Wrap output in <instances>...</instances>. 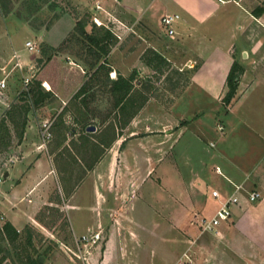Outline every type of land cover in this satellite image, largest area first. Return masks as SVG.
<instances>
[{
    "label": "crops",
    "instance_id": "0c3cea01",
    "mask_svg": "<svg viewBox=\"0 0 264 264\" xmlns=\"http://www.w3.org/2000/svg\"><path fill=\"white\" fill-rule=\"evenodd\" d=\"M164 1L168 7L172 6L176 11L170 12L169 8H165L161 17L166 13H178L181 16L174 35L155 27L147 16L146 7L139 0L133 7L129 6L134 14L129 13V18L120 17V20L122 25L132 21L136 24L140 23L144 29L151 25L174 37L176 39L174 49L184 51L187 54L185 60L177 61V56L173 59L174 54L170 58L165 57L157 47L153 46V49L167 60L173 59L174 65L180 71L186 69L187 84L171 103L164 106L153 98L143 99L142 90L138 88L137 83H141V80L137 73L141 75L144 66L154 68L150 62L144 65L141 61L140 65L135 66L137 70L132 71L127 58V62L118 67L119 70L103 68L97 71V68L94 70L95 74L89 73L71 98L76 112L83 116L77 119L81 124H86L88 131L86 135L95 132L87 129L89 120L87 109L90 107L88 98L89 95L93 96L95 89H102V95L109 93V95L105 94L106 99H113L114 108L109 106L106 113L109 114L112 110L117 113L118 124L116 120L113 122L103 117L104 128H101L103 132L98 136L99 139L86 144L89 148L92 146L86 161L89 167L86 170L88 173L78 181H73L71 171L74 165L67 168L70 172L67 175L60 177L58 171L62 173L63 162L71 164L76 158L79 159L77 161L82 162L76 154H70L71 157L66 159L57 155L63 145L67 144V139L64 141V133H61L67 126L62 124L59 130L63 139L54 138L57 139L54 151L46 152L42 148L45 144L38 116L42 111L45 113L48 109H55L54 102L45 103V101L54 95L58 96V93L50 87L51 83L43 80L42 83L46 87L44 90H50L51 94L33 105V107L40 105L37 111L41 112L37 117L28 113L29 119L23 136L20 139L14 135L18 138L17 144L14 146L12 141L13 143L8 147L13 149L10 164L0 171V175L8 171V176L0 181V217L2 218L0 229L6 221H10L19 233L29 224H41L40 212L43 205L53 204L51 192L55 185L61 197L68 199L66 212L71 225V211L82 207L92 213L91 231L102 234L101 240L93 246V251L100 249L106 235L109 236L105 258L112 256L108 255V252H111L110 247L114 240L117 241L115 253L120 249L118 242H123L121 237H124L123 228H126L124 222L125 220L133 222L132 217H134L132 215L128 217L125 212L129 211V203L132 207L137 199L152 212L154 223L159 226L173 224L171 221H175L179 225L186 226L191 223L199 227L198 218L201 215H212L219 206V200L213 203L216 198L212 196L210 199L199 188V181L206 176L205 159L202 157L193 159L190 156L180 159L177 156L180 151L179 144L188 128L193 124L202 125L201 116L205 114L208 104L213 105L214 110L220 107V102L228 91L227 76L233 63L237 62L245 68L240 77L238 95L243 91L244 86L247 89L240 108L230 113L233 116L229 126L232 133L223 136L224 147L215 154L221 161L217 166L220 167V174L226 181L225 187L217 190L222 197H225L235 191V185L247 184L252 189H258L262 197L256 202H250L245 186L246 190L237 192L240 202L234 206L231 217L221 223L219 234L201 232L198 239L200 243L213 240L211 247L215 259L212 264H241L242 261L245 262L243 264H264V126L259 128L242 120L236 124L238 112L253 115L256 113L249 104V100L252 99L250 90L254 83H258L256 77L260 76L262 79L259 81L264 82L262 75L264 74V12L259 16L252 13L257 6L264 5V0H240L239 3H222L218 0ZM232 3L234 5H230ZM242 17L246 19L245 23L240 21L239 18ZM236 30H239L241 37H237ZM127 31L128 28H123L121 36L119 35L121 40L125 38ZM142 34L141 31H136L134 38L136 40L143 38ZM237 38H241L244 42L239 49ZM1 39L0 37V41ZM48 41L50 45H57ZM136 45L132 47L124 44L126 54L124 56H130L132 49L136 51L141 43L137 42ZM101 63H104V60ZM8 76L6 88L0 87V118L15 98V93L7 90L10 83ZM117 79H120L121 83L128 81L132 84L125 97L123 90L112 89ZM84 84L85 90L80 92ZM100 85L102 87H99ZM106 85L110 88L109 92L105 91ZM118 98L121 99L119 105L116 103ZM61 109L60 107L59 112ZM192 111H196L194 116L190 114ZM103 113L105 114L104 111ZM148 131L158 133L142 136ZM200 134L199 130L198 135ZM196 142L195 140L191 142L194 143L195 149H197ZM99 146L105 147V151L100 153ZM166 160L169 162V168H164L163 162ZM179 163H183L182 166L186 168L183 174L186 188L182 191L170 188L164 182L166 169L177 171L179 174L182 167H179ZM161 169H164L163 172H160ZM88 181L94 201L88 206H82L75 199L81 185ZM107 227H110L109 233ZM141 227L146 228L145 225ZM73 232L75 239L78 235L74 229ZM204 233H209L208 237H205ZM191 248L192 246L188 247L186 252L191 254Z\"/></svg>",
    "mask_w": 264,
    "mask_h": 264
},
{
    "label": "rangeland",
    "instance_id": "374dc122",
    "mask_svg": "<svg viewBox=\"0 0 264 264\" xmlns=\"http://www.w3.org/2000/svg\"><path fill=\"white\" fill-rule=\"evenodd\" d=\"M151 1L139 0L146 7L147 16L152 20L154 26L165 30L161 22L162 10L165 8H169L170 12L176 10L172 6L168 7L164 0H153L155 3L153 5ZM136 2L138 0H0V37L2 38L0 41V78L5 73L9 74L8 81L10 83L7 90L15 93V98L7 110L13 105L22 103L20 98H22L23 90H27L30 86H36V82L48 80L51 83L50 87H52L54 92L58 93V96L54 95V97L47 99L45 103L54 102L53 106L55 109H48L45 113L42 111V114L38 116L37 114L41 112L37 111L40 107L39 105L32 107L28 113L31 116L39 117L40 129L44 121L50 120L53 122L51 138L46 142L43 139L45 145L42 148L46 152L54 151L56 140L63 139L60 137L59 132L62 124L67 126L65 127L66 131H61V133H64V141L67 139L66 143L68 145H63L57 155L66 159L71 157L70 154H76L82 162L77 161L79 160L77 158L76 160L73 159L71 164L63 162L62 173L58 170L60 177L70 173L67 168L73 165L74 168L71 171V174L73 173V181H78L79 178L87 174L86 170L89 167H87L86 161H88L87 157L90 156L89 151H91L90 148L92 146L89 148L86 144L99 139L98 136L103 132H101V128H104L103 117H106V120L109 121L113 120V122L116 120L118 124L117 113H114L113 110L109 114L106 113L109 110V106L112 109L114 108L113 99H106L105 94L107 92L102 95V89H95L93 96L89 95L91 98H88L90 107L87 109V113H89L87 123L88 126H96L97 130L95 129L94 133L86 135V132H88L86 124H81L77 119L83 116L78 115L71 99L80 83L85 80L89 73L95 74L94 70L98 68L103 60L108 63L105 65L106 70H119L118 67L126 63L127 58L132 71L137 70L135 66L140 65L141 61L144 65L149 62L151 65L153 64L154 66H152L155 69L144 66L141 75L137 73L138 78L141 80V83H137L139 85L138 88L142 90L143 99L146 97L149 99L153 98L164 106L171 103L174 97L182 90V87L187 84L185 82L188 75L186 74V69L180 71L174 65L175 61H172L175 56H177V61L187 58V54L184 51L174 49L176 42L174 37L166 35L160 29H155L151 25L146 29L140 23L136 24L133 21L122 25L120 17L129 18V13L134 14V11L130 10L129 6L133 7ZM230 5H234V3ZM82 17L89 20L86 26L88 32L92 31V25L95 23L97 26H104L110 29L117 37L111 47V51L104 58L101 55V58L97 60V52H90L89 44L83 41L80 35H76L78 31L74 33L76 22ZM95 17L98 18L100 24L97 23ZM239 19L244 23L246 21L243 17ZM123 28H128V33L121 40L119 35L121 36ZM136 31H141L143 38L136 40L134 38ZM238 32L239 30H236L237 37H241ZM27 40L34 41L39 50L28 49L25 45ZM48 40L57 45H50ZM137 42H140L141 46L136 51L132 49L130 56H124L126 55L124 44L134 47L137 46ZM242 43H244L242 39L237 38L238 49L242 46ZM153 46L157 47L165 57L170 58L174 54L173 59L169 61L164 56L162 57L153 49ZM15 53L18 56H14ZM17 60L20 63L22 62L21 66L15 65ZM90 62H94V64L91 65ZM244 71L245 68H243V72H239V81ZM102 72L104 71L102 70ZM102 72H100L101 75ZM262 75L264 76V74ZM113 76H115V73H113ZM26 77H30L31 80L30 84L25 88L24 80ZM261 79L260 76L256 77L258 83H254L251 87L252 89L250 88L252 99L249 100V104L256 113L253 115L246 112H238L236 124L242 120V122L247 121L249 124L259 128L264 126V82L259 81ZM239 81L238 86L240 85ZM42 87L46 89L44 83H42ZM99 87H102V85ZM104 88L105 91H110L107 85ZM246 89L247 87L244 86L240 95L236 92L229 104L225 103L222 98L220 107L218 106L215 110L212 109V107L215 108L213 105L209 106L208 104L209 109L207 106L205 114L201 116L203 119L202 125L193 124L188 128L179 144L180 151L177 156L180 159L189 156L193 157V159L198 157L205 159L206 176L199 181V188L210 199H212V191L214 189H222L226 184L224 177L216 170L217 164L221 161L215 154L224 147L223 136L232 133L229 126L232 123L231 121H233V116L230 113L234 109L238 110L240 108V104L244 101L242 98L245 96ZM60 107L62 109L59 112ZM190 114L194 116L196 111H192ZM7 123L12 135V141H14L12 143L15 146L18 141V138H16L18 137L16 135V126L10 119L7 120ZM21 123L22 118L18 117L17 129L19 130ZM219 124L224 126V130H219ZM199 130L200 135H198ZM148 133L146 134L145 132L142 136L158 132L153 131L151 133L148 131ZM55 137L57 138L56 140H54ZM191 140L197 141V149L194 148V143L192 144ZM211 143H214L215 146H212ZM99 148L100 153L105 151V147L99 146ZM12 150V147L10 149H0V171L10 164ZM182 164L179 163V167ZM163 165L164 168H167L169 162L166 160ZM184 168V166L181 167L179 174L177 171L166 169L164 173L165 184L178 191L185 190L186 183L183 174L186 172V168ZM163 170L161 169L160 172H163ZM243 186L244 188L247 186V190L252 189L247 184ZM58 191L59 189L55 185L51 192V197L54 200L53 204L43 205L40 212L42 222L39 221L41 224L27 225L26 228L22 229L14 243L3 238L0 233V264H26L24 254H29L33 258L38 255H45L48 262H54L55 264H182L186 258L184 253L190 246H192L191 258L197 264H212L215 259L212 252L213 248L211 247L213 246L211 244L213 240L207 243H200L198 239V235L201 233L199 227L191 223L183 226L175 221H171L173 224L159 226L154 223L152 212L138 199L132 207L131 203H129V211L126 210L127 212H125L128 217L134 216L135 218L132 217L133 222L125 220L124 237H121L123 242H118L120 249L117 253H115L117 241L114 240L110 247L111 254L108 252V255L112 256L105 258V250L109 240L108 235H106L100 249L93 251V246H95L93 245L91 247L81 246L82 248L79 250L75 239H73V229L78 236L92 234L93 215L89 209L82 207L71 211L72 228L66 212L68 199L64 196L61 197V193ZM75 201L82 206H88L94 201L89 181L81 185ZM213 203H217V199ZM114 223L116 222L114 221ZM1 224L2 218L0 217V227ZM142 225H145L148 229L141 227ZM107 231L109 233L110 227H107ZM204 235L208 237L209 233H204ZM193 240L195 242H192Z\"/></svg>",
    "mask_w": 264,
    "mask_h": 264
},
{
    "label": "trees",
    "instance_id": "16d2710c",
    "mask_svg": "<svg viewBox=\"0 0 264 264\" xmlns=\"http://www.w3.org/2000/svg\"><path fill=\"white\" fill-rule=\"evenodd\" d=\"M264 12V5L263 6H257L253 10V14L255 16H259ZM89 20L85 17L79 18L76 22L74 33L78 31L76 34L77 36L80 35V37L83 39V41H86L89 44V50L90 52H97V60L102 57L104 58L106 55L109 54L111 51V47L113 43L117 40V37L113 32L104 27V26H97L95 23L92 25V31L88 32L86 29V26L88 24ZM60 49V48H56ZM91 65L94 64V62H90ZM106 60H104V63H100L98 66L97 71L105 68ZM96 71V72H97ZM239 72H243V67L237 63L234 62L232 65L231 70L229 71V74L227 76V86L228 91L226 92L225 96L223 97V100L225 103L229 104L231 100L234 98L237 92L238 87V81H239ZM36 86H30L27 90H23L21 96L22 98L20 104L13 105L9 110L5 111L4 115L0 118V149H8V147L12 144V135L10 132V128L8 127L7 120L10 119L16 126V135L21 139L24 133V129L26 127L27 121H28V112L31 110L33 105L38 104L43 98L51 94V91H45L42 87V81L36 82ZM30 84V83H29ZM132 87V84H130L128 81L126 83H121L120 79H117L112 89L113 91L117 90H123L125 97L130 89ZM85 90V84L81 87L79 90L80 92H83ZM121 99H116V103L119 105V101ZM18 117L22 118L21 128L20 130L17 129V119ZM0 233L3 236V238L7 239L9 242L14 243L20 233L17 231V229L13 226V224L10 221H6L2 228L0 229ZM25 262L26 264H41L40 258L41 255H38L36 258H33L29 254L25 255Z\"/></svg>",
    "mask_w": 264,
    "mask_h": 264
},
{
    "label": "built area",
    "instance_id": "2783aa9c",
    "mask_svg": "<svg viewBox=\"0 0 264 264\" xmlns=\"http://www.w3.org/2000/svg\"><path fill=\"white\" fill-rule=\"evenodd\" d=\"M219 2L226 3V2H236L239 3L240 0H218ZM181 16L178 13H166L161 17V22L165 28V30L170 35H174L176 33V24L180 20ZM95 20L97 23L100 24L98 18L95 17ZM26 47L30 50H39L38 46H36L35 42L32 40H27L25 43ZM14 56H18L17 53L14 54ZM16 66H21V63L19 60L15 62ZM7 73L4 77L0 79V87L2 89L6 88L7 86ZM31 78L26 77L25 82V88L29 85ZM53 122L50 120L44 121L42 124V136L44 139V142L49 140L52 136L51 133V127ZM218 128L220 131L224 130V126L222 124L218 125ZM45 144V143H44ZM214 145V143H212ZM216 170L221 173L220 167L216 166ZM4 179V173L0 175V181ZM241 190H246L243 185L238 184L235 185V191L225 197H222L219 190L214 189L212 191V196L219 200V206L215 210V212L212 215H201L198 218V226L201 230V232H209L212 234H219V227L223 221L228 220L231 215L234 206L238 205L240 202V197L238 196L237 192H240ZM247 197L250 202H256L262 197V193L258 189H252L247 190ZM102 238L101 232H94L92 234H82L80 236H75V242L78 245L79 250L82 248L81 246H93L96 245ZM186 258L185 261L182 262V264H197L192 258L191 255L188 252L184 253ZM78 255V254H77ZM47 259V258H46ZM45 259V261L41 264H55L54 262H48Z\"/></svg>",
    "mask_w": 264,
    "mask_h": 264
},
{
    "label": "water",
    "instance_id": "95a60500",
    "mask_svg": "<svg viewBox=\"0 0 264 264\" xmlns=\"http://www.w3.org/2000/svg\"><path fill=\"white\" fill-rule=\"evenodd\" d=\"M87 129H88V130H95L96 127H95L94 125H91V126H88ZM7 176H8V171L5 172V174H4V177H7ZM45 259H46V256H45V255H44V256H41V258H40V263H43V262L45 261Z\"/></svg>",
    "mask_w": 264,
    "mask_h": 264
}]
</instances>
